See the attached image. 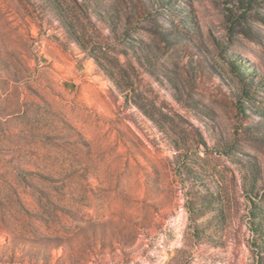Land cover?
<instances>
[{
    "label": "rangeland",
    "instance_id": "obj_1",
    "mask_svg": "<svg viewBox=\"0 0 264 264\" xmlns=\"http://www.w3.org/2000/svg\"><path fill=\"white\" fill-rule=\"evenodd\" d=\"M0 264H264V0H0Z\"/></svg>",
    "mask_w": 264,
    "mask_h": 264
}]
</instances>
